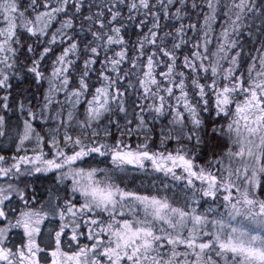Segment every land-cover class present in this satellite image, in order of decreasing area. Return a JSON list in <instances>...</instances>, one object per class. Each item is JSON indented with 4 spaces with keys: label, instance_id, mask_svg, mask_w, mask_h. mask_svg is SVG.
Instances as JSON below:
<instances>
[{
    "label": "snow or ice",
    "instance_id": "1",
    "mask_svg": "<svg viewBox=\"0 0 264 264\" xmlns=\"http://www.w3.org/2000/svg\"><path fill=\"white\" fill-rule=\"evenodd\" d=\"M0 264H264V0H0Z\"/></svg>",
    "mask_w": 264,
    "mask_h": 264
}]
</instances>
